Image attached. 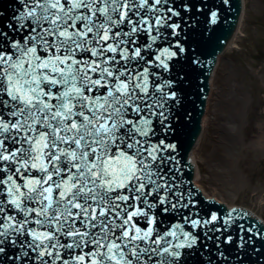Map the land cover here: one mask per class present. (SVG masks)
Wrapping results in <instances>:
<instances>
[{
    "label": "snow or ice",
    "instance_id": "snow-or-ice-1",
    "mask_svg": "<svg viewBox=\"0 0 264 264\" xmlns=\"http://www.w3.org/2000/svg\"><path fill=\"white\" fill-rule=\"evenodd\" d=\"M19 4L0 12V264H264V221L205 204L180 163L230 0Z\"/></svg>",
    "mask_w": 264,
    "mask_h": 264
},
{
    "label": "rangeland",
    "instance_id": "rangeland-1",
    "mask_svg": "<svg viewBox=\"0 0 264 264\" xmlns=\"http://www.w3.org/2000/svg\"><path fill=\"white\" fill-rule=\"evenodd\" d=\"M240 25L237 47L219 58L213 75L197 155L200 188L264 220V0H243ZM226 87L240 98L237 147L230 157L220 129L234 109L223 98Z\"/></svg>",
    "mask_w": 264,
    "mask_h": 264
},
{
    "label": "water",
    "instance_id": "water-1",
    "mask_svg": "<svg viewBox=\"0 0 264 264\" xmlns=\"http://www.w3.org/2000/svg\"><path fill=\"white\" fill-rule=\"evenodd\" d=\"M206 3L213 5V10H215L214 6L218 5L220 0H206ZM230 4L231 7L227 12L222 13V18L218 20L216 24H212L211 22L204 24L205 36L210 39L211 43L206 45L203 49V55L201 58L205 61V65L202 69V75H200L195 80V84H198L199 88L195 87L194 85H186V87L189 88L188 108L191 111V119L186 118L187 127L184 130V135L182 138L183 145L179 148V151L181 157L180 163L183 165L185 180L193 185H195L194 178L197 174V165L193 162V160L190 159V153L194 149L199 137L201 136L203 117L205 113L209 114L208 98L211 85L210 79L213 76L214 70L217 66L218 58L226 50L229 42L235 35L241 18L242 0H230ZM19 7H21L19 0H0V12H4L5 15L9 17ZM177 143L179 146L180 142ZM205 197L211 196H204L202 194L205 204L214 202V205L217 209H229L227 205L219 203L214 199H207ZM219 201L223 202L221 200ZM251 218L253 223L256 221H261L252 215Z\"/></svg>",
    "mask_w": 264,
    "mask_h": 264
},
{
    "label": "bare ground",
    "instance_id": "bare-ground-1",
    "mask_svg": "<svg viewBox=\"0 0 264 264\" xmlns=\"http://www.w3.org/2000/svg\"><path fill=\"white\" fill-rule=\"evenodd\" d=\"M242 19H243V8H242V13H241V18H240L238 30L235 33V35L232 37L231 41L229 42V44H228L226 50L223 52V54L228 53L237 47L236 44L239 41L238 40L239 39V33L241 32V30H240L241 25L240 24H241ZM215 70H216V68H215ZM212 83H213V76L210 79L211 85H210V94H209V98H208V104H209V100L211 97V90L213 89ZM233 92L234 91L232 89L230 90V88H228V87H226V90L223 92V98L225 99V101L228 102L229 104H233V106H234V109L231 110L232 113L229 115V117L224 116V118H222L223 122H222V126L220 128L222 130V137H223L224 145L226 146V149L228 151L227 157L232 156L234 149L237 147L236 133H237V128H238V114H239L237 107L240 103L239 102L240 98L238 97L237 94H234ZM206 117L207 116L204 115L203 120H202L201 136L199 137V140L196 143L194 149L190 153V159L193 160V162L197 165V167H196L197 174H196L194 180H195V184L198 185V187H201L200 186L201 184H200V175H199V171H198L200 163H199V160L197 158V155H198V151H199L200 144H201V137L203 134L204 126L207 123ZM220 170L222 172H224V170H226L224 163H223V166L220 167ZM202 191L205 194V196H210V194H208L203 189H202ZM217 199H219V198H217ZM219 200L225 202V200H223V199H219ZM230 207H232V206H230Z\"/></svg>",
    "mask_w": 264,
    "mask_h": 264
}]
</instances>
